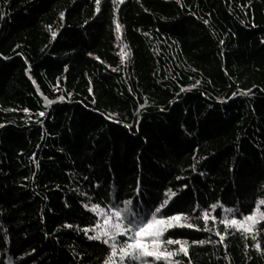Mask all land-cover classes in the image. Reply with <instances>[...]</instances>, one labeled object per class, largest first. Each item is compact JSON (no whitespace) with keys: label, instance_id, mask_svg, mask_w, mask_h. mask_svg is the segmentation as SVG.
<instances>
[{"label":"trees","instance_id":"obj_1","mask_svg":"<svg viewBox=\"0 0 264 264\" xmlns=\"http://www.w3.org/2000/svg\"><path fill=\"white\" fill-rule=\"evenodd\" d=\"M0 13V264H119L82 230L133 199L194 225L165 233L187 241L179 264H264V220L251 235L221 223L264 215V0H0Z\"/></svg>","mask_w":264,"mask_h":264},{"label":"snow or ice","instance_id":"obj_2","mask_svg":"<svg viewBox=\"0 0 264 264\" xmlns=\"http://www.w3.org/2000/svg\"><path fill=\"white\" fill-rule=\"evenodd\" d=\"M95 3L99 6L100 0H95ZM119 3H123V0H119ZM96 11H99V7H97ZM3 15V13H0V19L3 18ZM60 17H64L63 12L60 13ZM205 23H207V21H205ZM119 29L120 25L117 24L116 30L119 31ZM52 35L55 37L56 33L53 32ZM123 59L124 57L122 56L121 62H123ZM60 99L63 98L61 97ZM46 103H51V101H46ZM24 111L27 112L28 110L25 109ZM38 115L43 116L44 112H40ZM80 195L83 196L84 193H80ZM136 195L139 196V189L136 190ZM176 195V192H171L172 197ZM167 203L168 201H165L164 205L156 207L155 211L151 212V208L145 211L142 206L136 204L134 199L131 201L130 210L128 208V201H124L125 207H120L118 201H113L107 208L109 215L103 217V223L98 224V230L94 235H89V231L92 229L87 227L82 231L89 240L101 241L103 244L110 247L109 259L119 254V264H148L147 258H153L156 264H160L161 261H163L164 264H179V261L173 260L172 258L177 256L178 253H183L184 256L188 255L187 241L171 238L165 240V233L174 227L192 228L194 225L191 223L181 225L180 221L182 217L185 221L188 219L186 216H183V214H161L162 209ZM259 203H264V201H260ZM84 207L87 209L88 206L84 205ZM211 207L215 208L216 205L214 204ZM92 209H98V205L92 204ZM193 211H196V209H193ZM225 211L232 213L233 209L227 208ZM149 213H151V218H149ZM157 214H161L159 218H157ZM202 218L207 221L210 217L205 214ZM212 219L215 220L214 217H212ZM260 220H264V215L260 216ZM244 221L249 223L245 225ZM221 223L225 225V230L230 226L236 228L243 227V231L251 235L254 226L259 223V220L255 215L250 214L244 216L243 221L238 222L237 219L233 218L231 220H222ZM64 227L71 228L72 225L65 224ZM214 228L215 223H213V229ZM204 230H210L207 224H205ZM217 235H220L221 242H223L224 235L221 233H217ZM120 237H124V239L121 241ZM252 239L256 240V236L252 235ZM203 243H206V241H192V244ZM164 245H178L179 247L174 250H167L163 247ZM245 247H247V245H245ZM252 247L260 251L258 243L253 244ZM113 264H116L115 260H113ZM189 264H191L190 261Z\"/></svg>","mask_w":264,"mask_h":264},{"label":"rangeland","instance_id":"obj_3","mask_svg":"<svg viewBox=\"0 0 264 264\" xmlns=\"http://www.w3.org/2000/svg\"><path fill=\"white\" fill-rule=\"evenodd\" d=\"M252 215H255V217H256L257 219H259L260 216H261V211L259 210V208H256ZM247 223H249V222L244 221V224H245V225H246ZM147 259H149V258H147Z\"/></svg>","mask_w":264,"mask_h":264}]
</instances>
